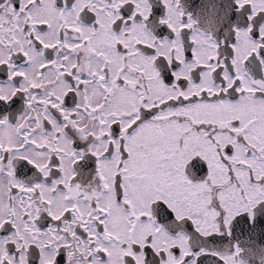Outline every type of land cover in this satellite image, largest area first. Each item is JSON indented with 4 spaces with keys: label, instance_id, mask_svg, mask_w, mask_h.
<instances>
[{
    "label": "snow or ice",
    "instance_id": "6c2138e0",
    "mask_svg": "<svg viewBox=\"0 0 264 264\" xmlns=\"http://www.w3.org/2000/svg\"><path fill=\"white\" fill-rule=\"evenodd\" d=\"M0 264H264V0H0Z\"/></svg>",
    "mask_w": 264,
    "mask_h": 264
}]
</instances>
